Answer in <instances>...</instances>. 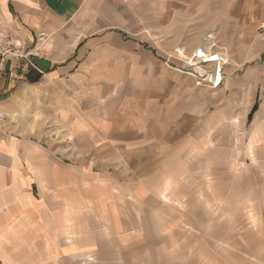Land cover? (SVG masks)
I'll list each match as a JSON object with an SVG mask.
<instances>
[{
  "label": "crops",
  "instance_id": "1",
  "mask_svg": "<svg viewBox=\"0 0 264 264\" xmlns=\"http://www.w3.org/2000/svg\"><path fill=\"white\" fill-rule=\"evenodd\" d=\"M242 3L0 0L1 27L31 51L0 63V264H147V248L177 245L179 216L212 197L194 167L231 164L210 150H234L232 135L264 150V97L241 131L264 87V62L238 72L264 54L252 20L242 38ZM209 32L232 54L218 88L164 64Z\"/></svg>",
  "mask_w": 264,
  "mask_h": 264
},
{
  "label": "rangeland",
  "instance_id": "2",
  "mask_svg": "<svg viewBox=\"0 0 264 264\" xmlns=\"http://www.w3.org/2000/svg\"><path fill=\"white\" fill-rule=\"evenodd\" d=\"M242 2V38L245 36L248 38L251 35L248 28L252 20V25H255L252 37L256 36L259 44H263L264 8L259 7L255 13L256 8H250L249 0H242ZM229 27L233 31V25L230 24ZM228 40L232 41L231 38ZM213 42L215 43L213 50L224 54L217 42V36L214 37ZM248 46L243 48L247 50ZM245 49H243V54L247 52ZM227 52L229 54L224 55L227 57V63L231 64L232 54ZM244 57H246L247 65L238 71L242 75L251 62H264L263 53H259L256 60L248 54ZM230 91L231 89L227 88L226 92L230 93ZM249 91V87H242V97L248 95ZM254 95L255 92H253ZM256 95L253 99L255 102L245 117L246 125L243 123L242 132L249 130L257 119V117L253 118V115L264 97V87L257 88ZM243 106L244 103L241 100L233 112H243ZM254 106L256 109L249 118ZM236 120L238 122L235 116L233 122L228 123L232 124ZM258 122L259 127L264 126V119H258ZM211 134L216 136V133L211 132ZM232 136L234 150L211 149L210 159L216 163L217 160L220 162L223 158L226 159L227 164L229 160H232L231 164L237 166L211 164L210 167L202 168L198 165L194 167L193 178L195 179L202 180V170H208L203 181L207 182L208 178L209 184L207 183L206 186L212 197L204 203L203 208L195 207L193 214L179 216V222L183 221V224L182 229L177 232L176 246L151 248L152 250L147 248L145 254H140L147 264H264V150H245L242 143L243 138L238 139V136ZM228 138L231 139V135L227 132L226 147L229 146ZM211 142L213 143H210L211 148L218 145V143ZM262 143L264 139L261 141L258 139L259 146ZM222 171L230 172L227 176L230 184L227 185L226 191L235 196L223 198V194L218 193V190H222L221 182L225 179V176L221 174ZM235 181L238 182L235 183ZM174 239L175 236L170 240L174 241Z\"/></svg>",
  "mask_w": 264,
  "mask_h": 264
},
{
  "label": "built area",
  "instance_id": "3",
  "mask_svg": "<svg viewBox=\"0 0 264 264\" xmlns=\"http://www.w3.org/2000/svg\"><path fill=\"white\" fill-rule=\"evenodd\" d=\"M214 37V33H208L202 44L192 51H187L183 46L173 48L164 60L165 66L193 78L197 86L218 88L225 81L223 67L227 63V57L213 50ZM30 55L31 51L22 42L11 37L0 25V63L27 59ZM171 58L178 59V62H171Z\"/></svg>",
  "mask_w": 264,
  "mask_h": 264
},
{
  "label": "trees",
  "instance_id": "4",
  "mask_svg": "<svg viewBox=\"0 0 264 264\" xmlns=\"http://www.w3.org/2000/svg\"><path fill=\"white\" fill-rule=\"evenodd\" d=\"M255 109H256V106L253 107L252 112H251V114L249 115V118L251 117V115H252V113L254 112Z\"/></svg>",
  "mask_w": 264,
  "mask_h": 264
}]
</instances>
